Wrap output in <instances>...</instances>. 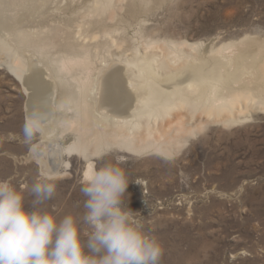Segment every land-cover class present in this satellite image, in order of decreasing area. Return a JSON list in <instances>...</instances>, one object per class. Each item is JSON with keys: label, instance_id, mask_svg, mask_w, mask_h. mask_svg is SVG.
Returning a JSON list of instances; mask_svg holds the SVG:
<instances>
[{"label": "bare ground", "instance_id": "6f19581e", "mask_svg": "<svg viewBox=\"0 0 264 264\" xmlns=\"http://www.w3.org/2000/svg\"><path fill=\"white\" fill-rule=\"evenodd\" d=\"M81 1L0 0V66L21 82L27 117H43L45 134L30 155L43 173L62 175L79 153L85 176L93 156L111 147L175 155L207 121L264 107V40L154 39L141 51L118 0ZM119 1L133 15L139 7ZM113 46L124 65L108 63L114 57L97 64Z\"/></svg>", "mask_w": 264, "mask_h": 264}, {"label": "rangeland", "instance_id": "374dc122", "mask_svg": "<svg viewBox=\"0 0 264 264\" xmlns=\"http://www.w3.org/2000/svg\"><path fill=\"white\" fill-rule=\"evenodd\" d=\"M127 3L118 0L117 11L130 23L128 35L141 51L142 41L154 39L215 46L264 40V0H138L134 15ZM110 49L100 52L97 64L124 57L115 46ZM116 59L108 63L124 65ZM26 101L19 79L0 66V180L17 189L27 186L24 206L31 210L30 188L43 172L30 156L41 136L31 145L22 143ZM111 149L102 160L93 156L95 167L125 158L120 165L130 178L125 202L145 217L146 229L161 243L159 264H264V107L227 123L207 121L175 155ZM69 159L53 181V198L41 207L79 221L86 159L79 153ZM81 227L90 231L82 222Z\"/></svg>", "mask_w": 264, "mask_h": 264}, {"label": "clouds", "instance_id": "9594fccd", "mask_svg": "<svg viewBox=\"0 0 264 264\" xmlns=\"http://www.w3.org/2000/svg\"><path fill=\"white\" fill-rule=\"evenodd\" d=\"M45 130L42 115L30 114L22 143L31 145ZM112 151L98 152L94 158L102 160ZM124 160L116 156L115 163L85 174L81 187L85 212L79 221L72 214L61 217L42 209L55 194V175L43 173V179L31 185V210L24 206L27 186L17 189L0 180V264H159L161 243L146 229L145 217L125 202L130 178L120 166ZM81 222L90 231L84 233Z\"/></svg>", "mask_w": 264, "mask_h": 264}]
</instances>
